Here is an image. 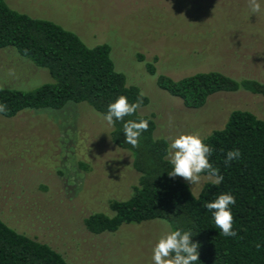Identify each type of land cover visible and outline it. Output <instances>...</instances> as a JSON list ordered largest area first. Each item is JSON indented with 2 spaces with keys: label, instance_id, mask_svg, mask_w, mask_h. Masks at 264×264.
<instances>
[{
  "label": "rangeland",
  "instance_id": "1",
  "mask_svg": "<svg viewBox=\"0 0 264 264\" xmlns=\"http://www.w3.org/2000/svg\"><path fill=\"white\" fill-rule=\"evenodd\" d=\"M32 18L50 20L88 47L108 44L115 69L149 98L155 134L169 143L180 134L202 140L231 111L264 120V97L216 93L200 109L185 108L156 84L219 71L264 82V0L252 13L247 0H6ZM152 63L154 74L147 64ZM52 78L12 50H0V86L33 90ZM111 127L85 103L61 110L0 117V217L12 228L49 244L69 264H152V248L169 224H125L114 233L88 232L83 220L111 215L137 185L130 155L110 140ZM80 164L85 168L80 167ZM182 181H184L181 178ZM210 180L189 187L197 195Z\"/></svg>",
  "mask_w": 264,
  "mask_h": 264
},
{
  "label": "trees",
  "instance_id": "2",
  "mask_svg": "<svg viewBox=\"0 0 264 264\" xmlns=\"http://www.w3.org/2000/svg\"><path fill=\"white\" fill-rule=\"evenodd\" d=\"M0 50H12L47 70L52 78L51 83L33 90L0 86V104L7 106V111L0 113L4 119L26 111H58L68 103H85L102 116L120 95L134 103L142 92L115 69L108 44L88 47L75 33L50 20L18 12L6 0H0ZM147 70L154 74L152 63L147 64ZM156 84L188 109L202 108L216 93L243 91L264 97V82L235 79L219 71L178 80L158 75ZM142 99L137 112L124 118L149 121L139 147L124 142L121 122L110 131L112 144L130 155L138 174L137 185L127 199L109 201L111 215L95 212L84 218L86 230L99 235L114 233L125 224L162 220L171 230L191 231L192 241L200 245L197 264H264V120L247 110H233L220 129L203 139L213 150L209 162L224 179L218 186L206 182L194 195L181 178H169L171 165L165 159L168 141L156 136L154 116L140 113L150 103L145 94ZM235 149L240 151V158L226 166V153ZM220 193H230L236 199L231 207L233 230L238 233L234 238L221 235L211 212L203 207ZM0 264L69 263L49 244L16 231L0 217Z\"/></svg>",
  "mask_w": 264,
  "mask_h": 264
},
{
  "label": "clouds",
  "instance_id": "3",
  "mask_svg": "<svg viewBox=\"0 0 264 264\" xmlns=\"http://www.w3.org/2000/svg\"><path fill=\"white\" fill-rule=\"evenodd\" d=\"M247 2L252 13L260 12L261 5L258 0H247ZM143 96L144 93L140 92L137 101L129 103L126 96L120 95L107 106L106 114H102L103 120L110 127H115L117 121L122 123L124 142L133 148L139 147L142 134L148 131L149 121L146 119L125 121L124 118L137 112L143 103ZM6 111L7 106L0 104V113ZM212 151L198 134H180L169 138L165 156L171 165V171L167 173L169 178L179 177L195 186L201 183L203 176L213 184L220 185L224 177L219 169L214 168L209 162ZM240 156L238 149L228 151L224 160L225 165L230 166V163L238 160ZM235 204L236 199L232 194L220 193L214 200L203 205L208 212H211L215 227L224 237L234 238L238 235L233 230L234 217L231 211V207ZM161 223L167 224L166 221ZM169 229L160 236L152 248V264H197L200 245L192 241L191 231L171 230L170 225ZM256 247L259 248L260 245Z\"/></svg>",
  "mask_w": 264,
  "mask_h": 264
}]
</instances>
